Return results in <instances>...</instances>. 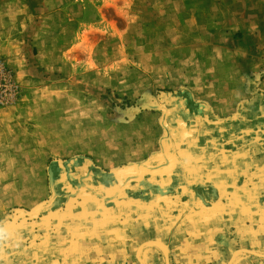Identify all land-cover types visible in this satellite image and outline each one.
<instances>
[{
	"label": "rangeland",
	"instance_id": "1",
	"mask_svg": "<svg viewBox=\"0 0 264 264\" xmlns=\"http://www.w3.org/2000/svg\"><path fill=\"white\" fill-rule=\"evenodd\" d=\"M262 10L264 0H0V223L13 232L0 264H18L5 257L9 244L28 255L56 209L88 197L122 203L123 217L144 223L125 233L137 258L101 264H264V193H218L209 176L234 139L264 138V114L247 117L255 130L243 135L240 118L209 102L225 101L231 86L216 82L211 61L260 37L256 28L243 39L236 14L261 25ZM250 78L246 104L264 106L259 74ZM142 145L160 146L168 169L150 177L86 165ZM160 184L179 191L149 203L166 195ZM35 263L49 264L25 260Z\"/></svg>",
	"mask_w": 264,
	"mask_h": 264
},
{
	"label": "crops",
	"instance_id": "2",
	"mask_svg": "<svg viewBox=\"0 0 264 264\" xmlns=\"http://www.w3.org/2000/svg\"><path fill=\"white\" fill-rule=\"evenodd\" d=\"M264 12V10H262ZM261 12V13H262ZM239 18L236 14L235 22L232 24L235 30L243 32V39H248L252 30L259 29V39L253 43L236 41L232 44V57L226 58H215L213 59L212 65L215 69L210 74L215 75L217 83L228 79L230 81V93L226 95L225 101L209 100L212 106L213 112L217 114H231L235 118H240L239 122L241 127H233L234 120L231 124L233 128H237L236 131L241 130V134H246L249 129H254V124H249L247 120L251 114L255 115L264 114V106H249L247 100H249V90L246 88L247 82L252 76L259 74L257 80V88L264 92V22L263 24H256L255 18H247V14L244 12ZM250 15L248 14V17ZM262 18L258 14L256 18ZM263 20V19H262ZM262 23V21H261ZM254 34V31L252 32ZM230 65V77L227 78V74L224 75L223 66ZM230 78V79H229ZM264 94V93H263ZM221 96V95H220ZM263 112V113H262ZM232 119V118H231ZM263 127L264 125L258 126ZM257 129H261L258 128ZM255 130V129H254ZM263 132V131H262ZM260 134L261 132L258 131ZM253 138V137H251ZM250 137L241 139H234L233 147L227 153V164L223 166V169L213 171L209 176L214 180L216 187H222L221 189L215 188L218 193L227 194H262L264 193V138L262 134L255 138L254 141ZM251 139V140H250ZM241 140V141H239ZM256 145L253 150L260 151L259 153H251L250 146ZM161 147L158 145H152L144 147L143 145L138 147L137 150L131 151L125 156L123 153L117 154L113 157L94 156L88 158L89 161L86 165L89 168L100 170L107 173V170L117 173L125 170H135L144 172V174L150 177L155 174V171L167 168L169 160H164L166 155L160 154ZM168 157V156H167ZM169 159V157L167 158ZM240 159V160H239ZM73 159L72 161L75 162ZM161 161L159 164H156ZM127 167V169H124ZM166 169V170H167ZM157 175V174H156ZM154 175V176H156ZM224 178V179H223ZM216 181H218L216 183ZM185 183L181 184L180 189L185 187ZM157 189L163 191L165 196L161 198H155L154 200L149 199V203H156L164 199L170 198L168 194L178 192V188L173 190L171 187L164 184L156 185ZM151 188V187H150ZM150 188L147 189L150 190ZM213 188V187H211ZM185 189V188H184ZM183 189L181 190V192ZM106 196V195H105ZM136 199L129 202V208L137 207L139 205V197L135 196ZM143 198V196H140ZM105 198V197H104ZM119 198V197H118ZM94 199V198H92ZM88 197V201L83 206L74 205L70 203L64 209H56L51 215H56L57 218H53V222H48L49 227L45 225V229L40 234H34L35 248L36 250L30 251L28 255L25 251L22 253L8 252L14 243L9 244L7 247V259L18 260V264H25L26 258H44L48 259L49 264L53 263L56 259L60 262L57 264H101L105 258L110 260L134 257L137 258V249H134V253L127 247V239H132V234L125 235L131 230H137L139 226L143 227L144 223H141L136 219V216L130 214L122 215V207L119 209L111 208L107 206V203L101 197L96 200H92ZM101 200V201H100ZM245 201V199H244ZM260 199L258 202L260 203ZM116 202V201H115ZM136 202V203H132ZM148 203V202H147ZM249 204V202H245ZM162 207V206H161ZM159 206V208L161 209ZM126 210V209H124ZM61 215L63 217L59 218ZM65 215V216H64ZM150 217L146 219L145 224H150ZM31 226V225H30ZM53 227V228H50ZM38 235V236H37ZM23 237L25 235H22ZM151 240L153 237H150ZM146 239H149L148 237ZM154 240V239H153ZM160 241H166L165 239H156ZM138 241V238L133 240ZM133 242V243H134ZM132 243V242H131ZM132 243V244H133ZM21 246V243L18 244ZM129 250H128V249ZM36 264V263H35Z\"/></svg>",
	"mask_w": 264,
	"mask_h": 264
},
{
	"label": "clouds",
	"instance_id": "3",
	"mask_svg": "<svg viewBox=\"0 0 264 264\" xmlns=\"http://www.w3.org/2000/svg\"><path fill=\"white\" fill-rule=\"evenodd\" d=\"M12 240V230L6 224L0 223V246L10 243Z\"/></svg>",
	"mask_w": 264,
	"mask_h": 264
},
{
	"label": "built area",
	"instance_id": "4",
	"mask_svg": "<svg viewBox=\"0 0 264 264\" xmlns=\"http://www.w3.org/2000/svg\"><path fill=\"white\" fill-rule=\"evenodd\" d=\"M3 72V71H2Z\"/></svg>",
	"mask_w": 264,
	"mask_h": 264
}]
</instances>
